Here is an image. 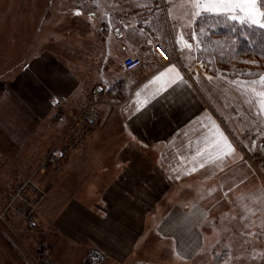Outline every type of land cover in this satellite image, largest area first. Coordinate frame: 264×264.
Segmentation results:
<instances>
[{"label":"crops","instance_id":"1","mask_svg":"<svg viewBox=\"0 0 264 264\" xmlns=\"http://www.w3.org/2000/svg\"><path fill=\"white\" fill-rule=\"evenodd\" d=\"M139 1L88 0V25L77 31L75 21L62 16L51 38L46 37L48 0H20L22 12L0 23L1 187L23 180L31 171L36 164L33 156L46 148L50 124L60 129L53 137L59 135V140L72 115L97 103L96 125L84 144L67 156L57 172L41 176L46 198L37 213L40 228L25 233L42 246L36 264H192L191 255L177 256L173 248L185 251L193 233L202 246L219 245L203 228L187 229L186 215L192 211L185 208L180 209L184 219L179 229L165 224L170 215H153L156 224L145 225L144 179L150 171L145 166L151 162L145 156L156 157L152 171L164 173L169 189L191 180L185 174L177 181L178 171L187 173L185 165L178 169L177 158L185 160L182 157L189 153L176 149L174 141L186 139L185 130L191 125L187 109L197 98L190 71L180 63V52L188 46L195 53L193 23L198 16L192 14L187 36L151 19ZM74 34L87 43V65L78 67L82 71L65 57L66 52L74 54ZM156 45L173 52L170 63L162 61ZM130 55L141 59L144 68L124 71L122 61ZM118 81H123L126 95L109 98L107 90ZM55 97L66 99L60 111L51 106ZM1 201L5 204V196ZM130 204H136L132 214L138 225L140 220V227L131 231ZM204 210L202 206V215ZM149 238L155 240V256L144 253ZM90 251L100 258L89 261Z\"/></svg>","mask_w":264,"mask_h":264},{"label":"rangeland","instance_id":"2","mask_svg":"<svg viewBox=\"0 0 264 264\" xmlns=\"http://www.w3.org/2000/svg\"><path fill=\"white\" fill-rule=\"evenodd\" d=\"M48 1L49 29L46 31V37H52L51 31L63 21L62 16L65 21L74 20L75 27L78 26L77 31L79 27L88 25V0ZM139 2L151 19L168 23L174 32L181 29L187 36L190 34L189 21L192 14L196 11L204 13L202 9L194 8L191 0H140ZM16 5H19V10L16 9L17 11L14 12ZM20 6V0H0V23L4 25L8 19H12L10 17L20 14L22 12ZM62 7L64 10L60 13ZM67 35L69 34L66 33ZM67 37L66 42L70 41ZM72 39L74 54L66 52L65 57L66 61L73 62L79 71L82 69L78 68L79 64L87 65L88 62L87 43L76 34ZM79 41L82 43L80 44ZM161 46L171 57L173 52ZM194 48L195 53L188 46L180 52V63L190 71L192 81L196 85L197 98H194L192 107L187 109L188 114L191 113L187 118L188 120L191 118V125L185 130L186 139L174 141L176 149L182 147V151L189 153L188 156L182 157L186 161L177 158L178 169L187 166V173L177 172V181L185 178V174L191 180L177 184L175 189L171 187L169 189L168 184L164 182V173L158 174L157 171H152L153 159L156 157L145 156L146 162L151 161V164L146 163L145 166V170L148 168L150 170L145 172L144 179L145 225L152 228L153 224H156L153 215H170L171 219L166 220L165 224H169L171 229H179L183 226L182 218L184 219L180 209L185 208L192 211L191 215L189 213L186 215L187 229L191 228L195 232L203 228L213 234L210 238L217 239L219 245L218 247L207 245L208 248L202 246L199 236L193 233V236H189L190 242L185 251H177V248H173L175 255H191L192 264H264V156L260 149L264 143V75L251 79L229 77L224 75L222 70L217 69L219 67L216 64L212 66L198 60L196 43ZM76 69L74 70L77 71ZM101 112L103 115L105 110ZM49 126L45 139L46 148L40 155L33 156L35 166L49 149L61 144V138L58 140L59 135L53 138L60 129L52 124ZM152 142L148 143V148L152 146ZM207 167L210 170L206 174L204 170ZM205 178L208 180L202 182ZM135 192L134 188L129 195L132 197ZM6 193L7 189L0 186V213L4 209L1 200L4 196L6 198ZM202 206H205L204 215L201 212ZM133 207L136 208V204H130L128 215L130 231L137 226L140 227V220L138 225L132 214ZM189 216L194 220L190 222ZM201 216L205 218L203 223ZM195 217L198 219L195 220ZM36 220L34 233L40 228L38 218ZM114 224L118 226L115 221ZM149 239L148 248L144 253L146 256H155L157 253L155 240ZM38 245V241L30 234L19 232L17 229L11 231L0 221L2 263L36 264L43 253L42 246L39 248ZM93 252L90 251L88 255L89 261L92 260L91 258L94 260L100 258L99 254ZM49 256L52 261H56L53 252ZM132 261L133 259L129 258L127 262L132 263Z\"/></svg>","mask_w":264,"mask_h":264},{"label":"built area","instance_id":"3","mask_svg":"<svg viewBox=\"0 0 264 264\" xmlns=\"http://www.w3.org/2000/svg\"><path fill=\"white\" fill-rule=\"evenodd\" d=\"M156 53L164 63H170L171 58L159 45L154 47ZM122 68L126 72L144 68L141 59L133 55L127 56L122 61ZM66 104V99L55 97L51 100L54 110H61ZM97 103L87 105L71 116L65 126L59 145L50 149L38 162L32 171L19 182H6V198L4 209L0 213L2 221L11 231L14 229L29 233L36 228L37 213L46 198L40 177L49 172H57L67 156L80 149L91 128L96 122Z\"/></svg>","mask_w":264,"mask_h":264},{"label":"trees","instance_id":"4","mask_svg":"<svg viewBox=\"0 0 264 264\" xmlns=\"http://www.w3.org/2000/svg\"><path fill=\"white\" fill-rule=\"evenodd\" d=\"M260 7L264 11V0ZM193 33L198 60L216 64L229 77L264 75V28L204 12L195 19ZM123 88V81L116 82L107 90L109 98L124 97Z\"/></svg>","mask_w":264,"mask_h":264},{"label":"snow or ice","instance_id":"5","mask_svg":"<svg viewBox=\"0 0 264 264\" xmlns=\"http://www.w3.org/2000/svg\"><path fill=\"white\" fill-rule=\"evenodd\" d=\"M191 2L194 8L202 9L204 12L226 15L229 20H239L241 23L264 28V11L260 7L261 0H191ZM195 14L199 16L201 12L196 11Z\"/></svg>","mask_w":264,"mask_h":264},{"label":"water","instance_id":"6","mask_svg":"<svg viewBox=\"0 0 264 264\" xmlns=\"http://www.w3.org/2000/svg\"><path fill=\"white\" fill-rule=\"evenodd\" d=\"M260 149L262 151V155L264 156V143L260 146Z\"/></svg>","mask_w":264,"mask_h":264}]
</instances>
